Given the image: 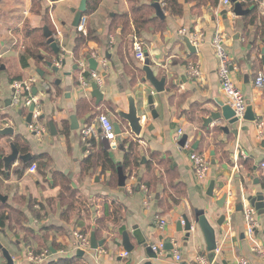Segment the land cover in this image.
<instances>
[{
	"label": "crops",
	"instance_id": "crops-1",
	"mask_svg": "<svg viewBox=\"0 0 264 264\" xmlns=\"http://www.w3.org/2000/svg\"><path fill=\"white\" fill-rule=\"evenodd\" d=\"M81 1H0V131L8 127L14 129L13 136L0 135V196L7 197L6 202L0 200V209L10 216L15 211L21 212L27 218L20 225L14 221L11 228L0 230V245L8 249L15 264H50L60 258L77 256L75 232L89 236L95 233L103 245L96 251L85 252L83 263L197 264L196 257L204 255L211 264H237L242 257L248 258L252 264H264V260L253 251L255 245L264 251V215L256 211L258 227L253 239L246 234L244 217V210L251 206L247 199L264 188V127L259 128L264 123V88L258 89L255 85L258 74H264V0H239L244 10L250 11L244 17L235 16L231 1L229 6H225L220 0L219 6L214 8L211 1L200 5L197 0H180L184 15L170 16L164 11L162 0H156L162 6L165 20L155 14L162 23L154 22L140 34L133 27L129 35L122 33L123 27L114 30L115 24L121 20L118 17L128 14L129 18L134 6L151 2L103 0L84 16L87 35L91 32L95 39L87 40L86 45L76 52L80 31L72 26L75 18L72 9H78ZM256 7L257 21L248 25V16ZM44 27L56 34L60 54L53 52L50 56L53 62L43 60L38 63L31 58L28 67L24 68L21 56L29 41L27 32L43 30ZM183 29L192 36H201L202 43L197 53H190L180 40ZM217 35L223 37L224 48L231 60V79L256 117L255 122L242 119L231 127L228 134L220 129L227 125L225 121L214 122L209 127L204 122L210 113L219 111L218 102L228 104L219 76V59L212 46ZM135 41L142 44L145 60L148 56L156 77H167L163 92L158 93L143 80L145 60L141 62L136 58ZM42 54L46 53L42 51ZM87 56L99 62L97 72L103 78L100 88L104 100L99 106L92 97L93 82L87 86L82 83V78L88 82L93 72ZM48 63L58 67L60 73L54 74ZM191 63L198 65L200 76H190L188 66ZM76 65L79 66L78 71L74 70ZM39 71L44 72V77ZM67 73L71 75L66 76ZM33 78L37 82L32 88V96L37 100L41 117H44L39 122L49 131L44 136L29 130L26 121L31 106L25 105L26 96L17 104L13 103L16 94L14 84ZM57 79L62 81L60 87L54 85ZM34 88L36 95L33 94ZM129 91L136 97L142 116L140 137L132 135L128 123L117 115L118 110L128 112ZM149 97L153 98L156 117L150 111ZM84 99L95 109V114L88 110L84 114L79 112ZM9 100L12 101L11 106L7 105ZM101 114L107 115L113 124L119 122L122 125L123 135L118 136L117 148L108 150L117 169L123 165L128 150V146H123L124 141L138 144L141 166L135 173L137 176L128 179L125 193H121L118 183L117 188L110 185L111 170L102 172L98 168L91 170L89 175L83 174V161L91 152H96L88 144L90 140L84 141L83 131L86 127H94L97 136L92 139L103 147L98 125ZM72 115H76L79 123L85 121L77 131L71 130ZM51 121L56 125V136L51 134ZM64 123H67L68 131H65ZM180 131L183 132L182 137H188L185 147L179 145L182 138L178 140L177 135ZM16 142L28 150L25 153L18 150L20 155L30 154L32 159L28 163L17 161L6 169L3 158L12 153L11 144ZM196 144L198 149L194 150ZM197 151L210 161L209 177L205 182L196 179L190 159L191 153ZM35 157L39 160L32 164ZM149 162L153 165V176L158 179L151 191L145 186L151 175L146 169ZM37 164L42 169L37 167L35 173H30L31 167ZM213 181L216 183L214 195L209 196ZM258 181L259 185H256ZM62 182H68L79 195L90 200L93 208L89 216L81 211L86 223L84 230L78 228L77 212L71 214L69 222L62 219L66 210L61 201ZM224 195H227V202L222 209L217 203ZM33 202L41 209H30ZM112 202L124 207L121 223L103 217V205ZM37 211L43 216H33ZM195 211H205L216 228L218 250L213 262L209 259L202 235L186 242V233L177 232L183 217L193 219ZM223 215H226V221L218 227L217 221ZM159 219L167 222L164 231L158 227ZM122 225L130 233L135 247L128 257L124 256L126 251L119 233ZM136 226L149 245L163 244L171 238L174 250L164 251L157 259L148 258L133 236ZM27 231H33V234ZM29 248L37 253L46 249L50 251L41 262L32 263L26 256ZM175 251L181 254L182 261H176Z\"/></svg>",
	"mask_w": 264,
	"mask_h": 264
},
{
	"label": "water",
	"instance_id": "water-1",
	"mask_svg": "<svg viewBox=\"0 0 264 264\" xmlns=\"http://www.w3.org/2000/svg\"><path fill=\"white\" fill-rule=\"evenodd\" d=\"M230 1L234 5L235 16L244 17L250 12V11L243 9V5L239 0H230ZM153 7L156 10V16L165 20L166 16L164 14V11L162 9L160 2L156 1V3L153 4ZM87 11H88V0H82L78 9H72V12L75 14L74 22L72 24L74 28L79 27L84 17V14ZM43 31H44V36L47 39V44L51 47V49L56 55L60 54L61 48L55 38L54 33L48 27H44ZM180 40L185 44V46L187 47L190 53H197L196 46L192 44L188 36L181 35ZM262 53H263L262 60L264 63V49ZM87 60L89 62L90 70L93 72H96L99 67V62L96 59L92 58L91 56H87ZM48 67L52 69V72L54 74L57 75L60 73V69L56 66L54 67L53 63H48ZM74 70L78 71L79 66L76 65L74 67ZM142 71L145 74V78L143 79L144 81L149 82L158 93H161L164 91L167 77H162L161 79H158L156 77L155 71L151 67L148 56H146V60L144 62ZM38 73L44 77V72L39 71ZM70 75L71 73H67L66 76H70ZM61 84H62V81L60 79H57L54 85H56L57 87H60ZM91 88H92V97L96 99L97 101L96 104L97 106H99L104 100V94L102 93L99 85H97V83L95 82L92 83ZM33 94L34 95L37 94V90L35 88L33 89ZM127 95H128L129 110L127 113L121 110H118L117 115L118 117H120V119L128 123L132 135H134L135 137H140L142 133V126H141L142 116L138 108V103H137L136 97H134L130 91L127 92ZM148 104L150 106V111H152V115L156 117V112L153 109L154 101L152 97L148 98ZM7 105L11 106L12 101L9 100L7 102ZM218 105H219V111L210 113V117L204 119L205 125L209 127L214 122L220 123L222 121H225L227 125L225 127H220V129L224 133L228 134L230 132L231 127L237 124L240 121V119L236 117V114L230 105L224 102H218ZM35 110H36V105L35 104L31 105L30 113L26 121L27 125L32 124ZM41 119H44V117H41ZM243 119L250 121V122L256 121V117L250 105L249 106L247 105V110L245 112V116L243 117ZM70 121H71L72 131L79 130L80 124L85 125V121L79 123L76 115H72L70 117ZM49 128H50L52 136H56L58 134L56 125L53 121L49 122ZM114 129H115L116 134L119 137L123 135L122 125L119 122L114 123ZM99 134H100V140L103 145V148L107 151L108 150L110 151L111 149L110 143L105 138V135L102 133V130H99ZM0 135L1 136L2 135L3 136H13L14 129L11 127L5 128L0 131ZM187 140H188L187 136L182 137L179 145L181 147H185ZM197 147H198V144L195 145L194 150H197L198 149ZM11 149H12V153L9 156L3 158L5 165H6V169H9L17 161L28 163L32 159V156L30 154L20 155L18 149L16 148L14 144H11ZM143 162H145V159H143ZM213 164L215 163L213 162ZM117 171H118V186L120 188L121 193H125L127 181L129 178L124 173L122 166H119ZM140 182L141 181H139V183ZM256 185H259V181L256 183ZM215 187H216V183L213 181L208 190L209 196L214 195ZM137 189H140V186H138ZM263 190L257 192L255 196H251L247 199L248 203L251 205V207H253L259 213V215H264V191ZM0 200L2 202H6L7 197L0 196ZM226 202H227V195H224L218 201L217 205L223 209L224 206L226 205ZM225 221H226V215H223L221 216L219 221H217L216 225L218 227H222ZM133 231H134L133 236L136 239L138 246L142 247L145 250L146 254L148 255V258L157 259L158 255L153 251V246L148 244L147 239L144 237L142 232L139 230V227L138 226L134 227ZM177 232L186 233V237H185L186 242H188L190 238L192 237H196L197 239H199L200 237L199 235H202L205 241L206 250L209 253V259L211 262H213L216 252L218 250V243H217V237H216L217 232H216V228L211 224L210 220L208 219L205 211H195L193 219H189L187 216L183 217V220L178 223ZM90 241H91V249L95 251L98 250L103 245L102 241L97 240L95 233H91ZM122 246L127 253H131L135 249L134 245H132L131 243V236L128 231H125L122 234ZM163 250L167 252L174 250V245L172 244L171 238H168L164 241ZM0 251L2 253L3 258L6 261L5 264H15V260L13 256L11 255V253L8 251V249H6L3 245H0ZM77 256L83 258L85 256V252L82 250H79L77 252ZM147 264H151V263H147Z\"/></svg>",
	"mask_w": 264,
	"mask_h": 264
},
{
	"label": "trees",
	"instance_id": "trees-1",
	"mask_svg": "<svg viewBox=\"0 0 264 264\" xmlns=\"http://www.w3.org/2000/svg\"><path fill=\"white\" fill-rule=\"evenodd\" d=\"M51 2H58L60 0H50ZM103 0H90L88 11L84 14L87 15L89 13V9L94 10L96 7L99 6V4ZM136 0H134L135 2ZM151 3L149 5H140L138 7L134 6L131 11V15L128 18V14H125L124 16L121 15L118 18H121L120 22L115 24L114 30H118L120 27H123L122 33L125 35H129L132 33V28L134 27L137 34H140L143 31H147L150 24H153L154 22L162 23L161 20L158 18L156 19L155 14L156 10L153 7L152 4L156 2V0H149ZM200 2V5L206 4L209 1L212 2V5L214 8H217L219 6L220 0H197ZM247 1V0H246ZM164 4V11L170 15V16H183L184 15V6L180 3V0H162ZM246 3H244L245 5ZM92 6V8H91ZM246 6H249L246 4ZM258 8H254L251 12V14L248 16L249 22L248 25H254L255 21H257L258 15H257ZM117 18V20H118ZM116 20V21H117ZM159 20V21H158ZM122 24V26H120ZM51 28V26H50ZM78 31V30H77ZM79 32V31H78ZM56 36V34L54 33ZM29 41L25 48L24 54L21 56V62L24 68L28 67V60L33 58L38 63H42L44 61L53 62V58L50 57L53 56V50L51 47L47 44V39L44 36V32L41 29H33L27 32V36ZM95 39L93 37V34L91 32L88 33L87 36H85L82 32H79V37L76 40V52L80 51L87 43V40ZM133 46V45H132ZM42 51L46 54H42ZM44 60V61H43ZM79 64V63H78ZM133 79H136L134 77ZM79 112L85 113V111L88 110V112H91L92 114H95V109L90 107L87 102H85V99L80 103L79 106ZM65 131H68V125L67 123H64ZM88 144L93 150H96V152H91V155L88 156L87 159L83 161L82 164V170L84 175H89L91 170H96L98 168H101L102 172L112 171V179L110 180V185L117 188L118 183V171L117 166H114L113 160L110 158L109 151L103 149L102 146H98L95 139H91ZM16 148L22 152L25 153L28 150H26V146H20L19 143H15ZM123 146H128V150L125 153V159L124 163L122 165L124 173L128 176V178H132L133 176H137L136 171L141 166V158L138 152V144L129 140L124 141ZM198 153L200 151H197ZM201 153V152H200ZM39 157H35L32 161V164H35V162H38ZM2 162V161H1ZM3 165V162H2ZM37 167L41 168L40 165H36ZM3 168V167H2ZM146 169L148 171V175L151 174L148 177V180L146 181L145 186L148 188L149 191L152 190V187L154 186V183L158 182V179L153 176V165L152 163H148L146 165ZM151 177V178H150ZM61 189H62V196L61 201L63 205L65 206V212L62 215V219L65 222H69L71 219V214L73 212H77L79 216V220L77 221L78 228L84 230L85 229V221L84 217H82V212L86 214L88 217L91 209L93 208L90 206L89 202L86 197L81 196L78 194V192L71 188V186L68 184V182H62L60 183ZM39 206V205H37ZM104 219L110 218L113 220L114 223H121L123 219L121 218L122 213H124V207L121 204L112 202V204L108 205V203H105L104 205ZM33 207H30V209ZM41 209V206H39ZM33 210V209H32ZM82 211V212H81ZM13 214V215H12ZM11 216L7 214L5 211L0 209V230L4 231L6 227L11 228L12 222H18L20 223L25 222L27 220L26 216L21 212H14ZM102 219L101 222L104 220ZM106 219V220H107ZM109 219V220H110ZM100 223V221H99ZM126 230V227L122 225L119 228V233L123 234ZM30 234H33V231H27ZM32 250L29 248L28 252ZM45 251L49 252V249H46ZM44 251V252H45ZM36 255H40V252H33ZM43 253V252H42ZM50 264H86L83 263V258L75 256L73 258H60Z\"/></svg>",
	"mask_w": 264,
	"mask_h": 264
},
{
	"label": "built area",
	"instance_id": "built-area-1",
	"mask_svg": "<svg viewBox=\"0 0 264 264\" xmlns=\"http://www.w3.org/2000/svg\"><path fill=\"white\" fill-rule=\"evenodd\" d=\"M223 4L225 6H229L230 0H223ZM78 30L82 32L83 34L87 35V30H86V19L83 17ZM180 34L182 35H187L192 44L198 48L201 43L202 39L201 36L199 35H190L189 32L186 29H183L180 31ZM213 48L215 50V53L219 59L220 63V68H219V76L221 79V84H222V89L228 99V104L232 107L234 110L236 117L240 119V121L243 119L245 112L247 110V103L245 96L243 93L236 87V85L233 83L231 76H230V57L227 54L225 48H224V40L223 37L220 35H217L214 40H213ZM134 51L136 53V58L143 62L145 60V54L144 50L142 47V44L138 41H135L134 43ZM1 60V58H0ZM59 65V64H58ZM188 72L190 76L192 77H198L200 76V68L198 65L195 63H191L188 66ZM86 80V81H85ZM82 78V83L83 86H87L90 84V82H95L99 87L102 86L103 84V78L101 77L100 73L92 72L90 80ZM36 79L33 78L29 81H22V82H16L14 84V88L16 90L15 98L13 100V103L17 104L20 99L25 97V105L26 106H31L33 104L36 105V110L34 112V122L30 124L29 130L32 133L37 134L38 136H44L48 134V128L44 125H42L39 122V119L41 118V111L39 110V107L37 106V100L35 97L32 96V88L36 84ZM256 88L258 89H263L264 88V74L259 73L255 82ZM98 125L99 128L102 130V133L105 135V138L107 141L110 143V146L112 149L117 148V139L118 135L115 132L114 129V124L111 121V119L105 115L101 114L98 117ZM264 127V123L260 124V129ZM97 136V131L94 127H86L83 131V138L84 141H89L92 138H95ZM178 140H180L183 136V132L180 131L177 135ZM190 159L192 161L193 167H194V172L196 179L199 182H205L208 177H209V172H210V161L206 157V155L197 153V152H192L190 155ZM37 171V166L33 165L30 169V173H35ZM256 210L249 206L244 210V217L245 221L247 224V231L246 234L250 239H253L255 235L256 228L258 227L257 221H256ZM167 222L164 219H159L158 220V227L161 231H164L166 228ZM74 237L76 240V247L77 250H82L84 252H87L91 250V241H90V236L88 234H83L81 232H75ZM153 251L157 255H161L164 253L163 250V244H159L156 246H153ZM253 251L258 254L263 260H264V251L259 247V245H255L253 247ZM46 254H49V252L45 251L41 253L40 255H36L33 252H28L26 255L28 260L32 263H39L41 262L44 257H46ZM125 257L129 256V253L125 252L124 254ZM175 259L177 262L182 261V256L179 252L175 251ZM196 262L197 264H211L208 260V258L204 255H198L196 257ZM237 264H252L248 258L242 257L237 261Z\"/></svg>",
	"mask_w": 264,
	"mask_h": 264
},
{
	"label": "rangeland",
	"instance_id": "rangeland-1",
	"mask_svg": "<svg viewBox=\"0 0 264 264\" xmlns=\"http://www.w3.org/2000/svg\"><path fill=\"white\" fill-rule=\"evenodd\" d=\"M0 1H2V0H0ZM23 7H24V5H23ZM51 29H53V27H51ZM0 147H1V146H0ZM32 207H33V211L40 210L39 206H37V203H35V202H33ZM37 213H38V214H37ZM37 213H36V212L33 213V216H38V217H42V216H43V215H42L41 213H39L38 211H37ZM1 254H2V253H1V251H0V264H5L6 261H5V259L3 258V256H2Z\"/></svg>",
	"mask_w": 264,
	"mask_h": 264
}]
</instances>
